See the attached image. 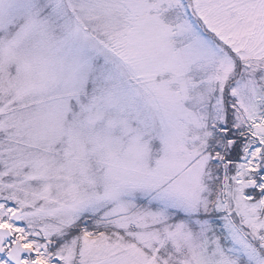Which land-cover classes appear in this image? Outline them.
<instances>
[{
  "label": "snow or ice",
  "instance_id": "snow-or-ice-1",
  "mask_svg": "<svg viewBox=\"0 0 264 264\" xmlns=\"http://www.w3.org/2000/svg\"><path fill=\"white\" fill-rule=\"evenodd\" d=\"M0 264H264V0H0Z\"/></svg>",
  "mask_w": 264,
  "mask_h": 264
}]
</instances>
